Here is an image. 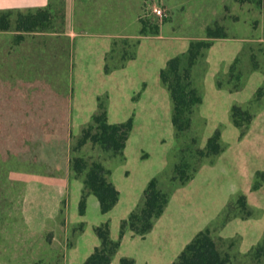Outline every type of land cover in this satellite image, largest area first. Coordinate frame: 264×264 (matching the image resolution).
Here are the masks:
<instances>
[{
    "label": "rangeland",
    "instance_id": "1",
    "mask_svg": "<svg viewBox=\"0 0 264 264\" xmlns=\"http://www.w3.org/2000/svg\"><path fill=\"white\" fill-rule=\"evenodd\" d=\"M53 2L54 32L25 34L21 42L14 31L0 32V264H84L101 246L97 228L105 223L120 241L111 264L123 258L178 264L185 247L206 230L229 255V264H264V6L241 0ZM155 4L164 9L162 17L153 12ZM140 18L160 24V33L140 34ZM219 27L226 37L207 36ZM58 35L73 40L71 74L57 73L67 68L65 57L57 62L54 47L43 48ZM103 38L112 40L106 54L84 57L80 64L77 42ZM193 40L210 47L193 72L202 102L193 110L191 129L181 134L172 124L173 101L158 70ZM127 45L130 53L123 59ZM131 63L127 76L124 68ZM141 65L144 72L138 73ZM99 98L110 123L134 121L122 154L92 146L80 154L111 170L120 196L108 212L86 189L84 176L73 172L70 151ZM234 106L251 113L248 125H235ZM61 118V145L39 140L37 133L47 134ZM217 131L220 152L201 155ZM185 155L191 168L182 183L175 167ZM155 177L169 202L153 228L139 235L124 221Z\"/></svg>",
    "mask_w": 264,
    "mask_h": 264
},
{
    "label": "trees",
    "instance_id": "2",
    "mask_svg": "<svg viewBox=\"0 0 264 264\" xmlns=\"http://www.w3.org/2000/svg\"><path fill=\"white\" fill-rule=\"evenodd\" d=\"M242 3L252 4L259 7L264 6V0H241ZM57 10L53 0L42 8L10 9L0 11V32H16V40L21 42L25 34H47L55 25ZM140 34L156 35L160 33V24L152 25L149 19L140 18ZM207 36L211 38L226 37V32L221 28L209 29ZM50 39V38H49ZM44 50L50 48L54 52L57 62L67 61V68H58L57 73L72 72V58L74 57L73 40L70 37L58 35L52 37ZM129 45L123 52V59L129 55ZM210 47V42L205 40H193L183 54L171 57L160 72L161 81L170 92L173 101L172 122L176 130L183 134L188 132L192 124V113L194 108L202 102V96L194 83L193 72L204 52ZM114 44L113 50H115ZM107 71L109 67L107 66ZM55 77V74L52 73ZM70 82V81H69ZM68 82V84H69ZM99 100L97 111L93 114L91 121L82 127L80 134L72 138L69 147L73 154L72 170L77 176H84L86 189L99 201L102 212L113 209L119 201L120 192L113 182L110 181L111 170L107 169L103 162L98 159H88L81 156V152L87 146L99 148L104 153L118 156L123 153L130 133L133 129V119L124 123H110L107 107L102 99ZM233 120L237 127L241 128L251 122L250 112L240 106L232 109ZM54 121L53 127L47 134L37 133L39 140H54L55 145H61L65 133L64 118ZM57 124V125H56ZM56 125V126H55ZM55 129L58 131L55 132ZM44 138V139H42ZM220 133L217 131L209 138L207 149L199 151L201 155L210 156L220 152ZM71 141V140H70ZM57 147V145H56ZM193 151V150H191ZM190 152V151H189ZM191 168L188 155L175 167L177 179L185 183L189 177ZM169 202V194L162 188L158 178H153L147 185L143 202L134 210L129 219L124 221L125 225L136 234L144 235L154 226L155 221L163 214ZM85 201L82 202V210ZM123 226V227H124ZM101 238V246L96 247L84 264H111L114 256L118 253L120 241H114L110 236L109 223L97 228ZM260 250V249H259ZM230 257L222 252L216 240L209 230L199 232L185 247L178 257V264H229ZM121 264H135L133 259L123 258Z\"/></svg>",
    "mask_w": 264,
    "mask_h": 264
},
{
    "label": "crops",
    "instance_id": "3",
    "mask_svg": "<svg viewBox=\"0 0 264 264\" xmlns=\"http://www.w3.org/2000/svg\"><path fill=\"white\" fill-rule=\"evenodd\" d=\"M50 0H0V11H7L10 9H29V8H42L45 7L49 4ZM84 36V35H83ZM82 35H78V38L83 37ZM86 38V37H84ZM79 45V48H77V53H76V59L78 60V62L80 64H82L84 57H91L94 59V56L97 55V58L104 56L106 54V52L110 49V47L112 46V40L111 39H99V40H93V39H88V41L86 43H80L79 41L77 42ZM83 45V46H82ZM88 49L87 53H85L86 55L83 56V52L84 49ZM189 47V46H188ZM187 47V49H188ZM186 49V50H187ZM89 54V55H88ZM93 55V57H92ZM177 55V54H176ZM175 55H168L166 57V59H164V64L160 65V69L158 70V75L160 77V72L161 70L165 67L167 61L173 57ZM104 58V57H103ZM97 60V59H95ZM141 62V61H140ZM138 61V63H140ZM102 63V61H101ZM130 66H135V64L131 63L130 65H126V67L124 68V73L129 76V67ZM141 70L138 71L139 72H144V69H142V65L139 67ZM102 75V73H101ZM103 76V75H102ZM161 79V77H160ZM97 95V94H96ZM92 115L95 113V105L92 108ZM173 116V113H172ZM172 121V119H171ZM173 124V122H172ZM134 127V126H133Z\"/></svg>",
    "mask_w": 264,
    "mask_h": 264
},
{
    "label": "built area",
    "instance_id": "4",
    "mask_svg": "<svg viewBox=\"0 0 264 264\" xmlns=\"http://www.w3.org/2000/svg\"><path fill=\"white\" fill-rule=\"evenodd\" d=\"M152 8H153V12L157 16L162 17L164 15V9L161 6L155 4Z\"/></svg>",
    "mask_w": 264,
    "mask_h": 264
}]
</instances>
